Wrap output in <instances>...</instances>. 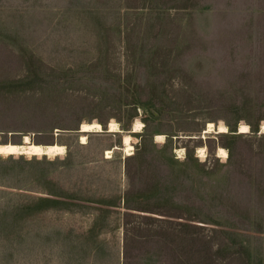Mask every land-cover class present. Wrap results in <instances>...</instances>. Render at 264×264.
<instances>
[{"label":"rangeland","instance_id":"rangeland-1","mask_svg":"<svg viewBox=\"0 0 264 264\" xmlns=\"http://www.w3.org/2000/svg\"><path fill=\"white\" fill-rule=\"evenodd\" d=\"M263 126L264 0H0V264H264Z\"/></svg>","mask_w":264,"mask_h":264},{"label":"bare ground","instance_id":"bare-ground-1","mask_svg":"<svg viewBox=\"0 0 264 264\" xmlns=\"http://www.w3.org/2000/svg\"><path fill=\"white\" fill-rule=\"evenodd\" d=\"M135 124L136 125L134 127V132H138L139 128L141 127V124L139 122H137ZM109 125H108L109 126L108 127L109 128V132L121 133V130L118 129V125L116 123H111ZM81 130L84 133L103 132V127L101 126L100 123L94 121L93 123H89V124H83L82 123ZM216 130L218 131L217 133H222V134L228 132L227 127L224 126V125H220L218 128H216V126L213 123H209L207 128H206V130H205V133L214 132ZM262 131L264 132V126L262 127ZM248 132H250V129H249V126L247 124H243V125L240 126V133L244 134V133H248ZM31 138L29 136H24L22 145L13 144V143L1 144L0 145V155L6 156V157H8V156H19V155H28V156H31V157L32 156H36V157H43V156L56 157L57 156L58 157L60 155H64L65 154V147L64 146H61V145H58V144L49 145V146H43V145L34 143L31 140ZM80 139H81V143L82 144H87L88 143V137L86 136V134L82 135ZM156 139L158 141H162L164 139V136L163 135H157ZM132 140H133V138L129 134H125L123 136V141H122L123 142V146H124L123 149L125 150L127 155H132L133 154L134 147H133ZM117 148L118 147H115L113 149L108 150L107 153H106L107 158H111L112 154L114 153V151ZM179 151L181 152V150H179ZM205 151H206V149L204 147L201 148V150H200V154L202 156L201 158H203L206 155ZM219 153H220V155L223 158H227V156H228L226 150L223 149V148L219 149ZM180 156H182V155H180Z\"/></svg>","mask_w":264,"mask_h":264},{"label":"trees","instance_id":"trees-1","mask_svg":"<svg viewBox=\"0 0 264 264\" xmlns=\"http://www.w3.org/2000/svg\"><path fill=\"white\" fill-rule=\"evenodd\" d=\"M252 129H253V128H252ZM252 131H253V132H258V129L254 128ZM231 132H236V131H235V130H232Z\"/></svg>","mask_w":264,"mask_h":264},{"label":"water","instance_id":"water-1","mask_svg":"<svg viewBox=\"0 0 264 264\" xmlns=\"http://www.w3.org/2000/svg\"><path fill=\"white\" fill-rule=\"evenodd\" d=\"M79 133H84V132L82 130H80Z\"/></svg>","mask_w":264,"mask_h":264}]
</instances>
